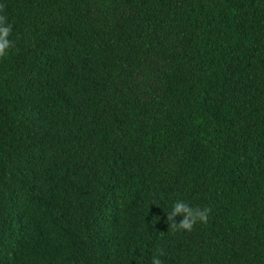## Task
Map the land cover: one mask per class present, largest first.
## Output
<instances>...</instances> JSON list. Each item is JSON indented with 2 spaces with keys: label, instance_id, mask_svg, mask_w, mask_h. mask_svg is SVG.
Masks as SVG:
<instances>
[{
  "label": "trees",
  "instance_id": "obj_1",
  "mask_svg": "<svg viewBox=\"0 0 264 264\" xmlns=\"http://www.w3.org/2000/svg\"><path fill=\"white\" fill-rule=\"evenodd\" d=\"M0 2V264H264V0Z\"/></svg>",
  "mask_w": 264,
  "mask_h": 264
},
{
  "label": "clouds",
  "instance_id": "obj_2",
  "mask_svg": "<svg viewBox=\"0 0 264 264\" xmlns=\"http://www.w3.org/2000/svg\"><path fill=\"white\" fill-rule=\"evenodd\" d=\"M3 9L4 5L0 2V57L5 56L14 43V41L10 39V34L13 31V24L8 20ZM210 211L211 208L209 206H193L183 199H176L172 201L170 211L165 210V219L174 229L191 231L194 224L198 221H207ZM177 214L182 216V219L178 222L175 219ZM163 256L164 249L158 248L155 254L151 257V264H164V261L162 260Z\"/></svg>",
  "mask_w": 264,
  "mask_h": 264
}]
</instances>
